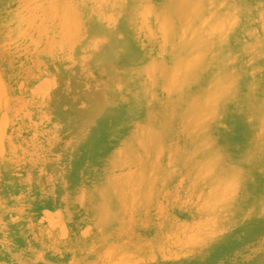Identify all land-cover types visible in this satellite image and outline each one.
<instances>
[{"label": "bare ground", "instance_id": "bare-ground-1", "mask_svg": "<svg viewBox=\"0 0 264 264\" xmlns=\"http://www.w3.org/2000/svg\"><path fill=\"white\" fill-rule=\"evenodd\" d=\"M90 1L88 5V0H50L42 6L40 17H32L31 24L38 21L37 31L45 35L47 49L80 35V12L111 26L110 19L102 16L101 6ZM109 1L110 8L116 0ZM216 1L220 0L117 1L130 13L123 26L133 31L134 45L103 72H120L109 78L107 86L111 85L112 98L129 110L130 119L115 126L122 141L96 163L89 187L79 183L68 199L67 194L63 196L70 210L85 205L99 239L79 252L80 256L43 264H140L163 246L171 253L180 246L197 249L204 259L215 255L216 246L203 243L202 235L215 227L220 214L228 213L224 208L227 199L243 196L242 186L233 189L239 179L247 188L264 178V87L260 88L256 76L264 59V20L258 22L260 33L238 43L237 55L230 56L233 50L229 46L237 30L248 33L249 13L260 5L222 0L221 8L215 9ZM150 21L158 22L151 32L146 28ZM91 60L89 57V64ZM111 95L105 92L104 98ZM228 104L239 117L224 147L213 153L212 114ZM99 105L100 98L94 97L84 117ZM241 139L243 148L235 155L233 145ZM180 190L185 191L194 211L185 224L188 227L163 217L153 240L131 232L135 214L152 206L166 212L168 205H163L161 197ZM254 205L256 223L261 225L264 190L255 195ZM239 210L252 215L244 205ZM32 254L42 260L41 253Z\"/></svg>", "mask_w": 264, "mask_h": 264}, {"label": "rangeland", "instance_id": "rangeland-1", "mask_svg": "<svg viewBox=\"0 0 264 264\" xmlns=\"http://www.w3.org/2000/svg\"><path fill=\"white\" fill-rule=\"evenodd\" d=\"M48 1L0 0V264L67 261L98 242V230L85 205L70 210L63 196L67 194L68 199L79 183L89 187L96 163L122 141V133H116L115 126L130 119L129 110L112 98L111 85L107 86L109 78L120 72H103L134 45L133 31L123 26L130 14L128 9L121 8L118 0L110 8L109 0H94L92 5L101 6L102 16L110 19L111 26L80 12V35L67 43L57 41L47 49L45 35L37 31L38 21L33 25L30 20L41 16L42 6ZM221 3L216 1L214 8L220 9ZM240 3L260 6L249 13L248 33L237 30L229 45L233 52L225 55H237L238 43L260 33L258 22L264 20V0ZM157 23L150 21L146 28L154 31ZM86 56L92 57L90 64ZM261 63L256 76L262 89L264 59ZM105 92L111 98L105 99ZM94 97L100 98V105L84 117ZM212 115L211 151L218 153L239 112L228 104L220 105ZM242 148L241 139L232 150L237 155ZM234 186V191L242 186L243 196L227 199L224 208L228 213L220 214L215 227L201 237L203 243L216 246L214 256L199 258L197 249L182 246L171 253L163 246L140 264H264V223L257 225L258 213L254 211V197L263 193L264 178L247 188L241 178ZM187 200L183 190L163 195L166 212L152 206L135 214L131 232L153 240L163 217L188 227L185 224L190 223L194 211ZM243 205L252 215L239 210ZM125 217L129 223L130 218ZM32 251L41 253L42 260Z\"/></svg>", "mask_w": 264, "mask_h": 264}]
</instances>
